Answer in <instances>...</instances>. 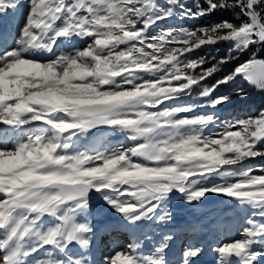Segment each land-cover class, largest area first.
<instances>
[{
    "label": "snow or ice",
    "instance_id": "6c2138e0",
    "mask_svg": "<svg viewBox=\"0 0 264 264\" xmlns=\"http://www.w3.org/2000/svg\"><path fill=\"white\" fill-rule=\"evenodd\" d=\"M205 3L193 10L185 0H0V17L20 20L12 45L0 44V124L23 133L11 144L0 141V264H96L88 255L92 193L136 227L171 221L166 206L177 192L190 204L211 193L250 208L241 238L214 249L217 264L264 261V175L234 170L264 157V109L205 135L216 109L232 99L215 95L220 87L243 79L264 90V58L253 52L203 88L202 107L213 114L191 116L196 106L175 103L222 71L233 53L264 46V0ZM217 10H233L240 22L150 35L177 14L199 19ZM219 42L231 48L211 67L204 69V57L182 59ZM100 126L128 142L102 152L73 147V138ZM172 239L148 255L129 244L107 264H168ZM202 251L189 246L182 264H194Z\"/></svg>",
    "mask_w": 264,
    "mask_h": 264
},
{
    "label": "rangeland",
    "instance_id": "374dc122",
    "mask_svg": "<svg viewBox=\"0 0 264 264\" xmlns=\"http://www.w3.org/2000/svg\"><path fill=\"white\" fill-rule=\"evenodd\" d=\"M23 5V0H21ZM23 6L20 9L22 13ZM168 20L158 23L150 30V35H158L162 31L169 29L188 28L180 25H169ZM0 24L3 31L0 38L7 46H11L13 39L19 31V16L9 14L7 17H0ZM190 29V28H188ZM65 50V49H61ZM45 56L49 54L45 53ZM259 58V57H258ZM175 81L169 85L167 82L161 86H174ZM244 96L231 99L229 107L220 106L214 115L216 122L205 130V135L219 134L229 121H234L246 116H255L259 110L256 106L247 103ZM165 103H168L165 101ZM180 106L194 105L196 110L189 115L213 114L211 109L202 107L205 100L197 98H179L175 101ZM264 109V108H262ZM155 110V109H151ZM238 130V129H233ZM27 127L25 128V132ZM23 133L16 131L9 126L0 124V141L11 144L20 139ZM73 147L79 151L95 150L105 151L109 148L119 147L128 142L126 136L120 132H113L110 128L100 126L91 130L90 135L73 138ZM254 159V158H252ZM215 183L222 182L219 177L213 178ZM234 201V203H231ZM229 204V205H226ZM236 206L238 209L234 214H230V208ZM241 205L235 199L222 194H208L202 202L188 203L182 199L181 194L175 193L166 206L172 213L171 221L152 220L145 221L136 227L125 226L122 217L112 210L98 193L91 194V213L87 219L93 224V247L88 255L95 260L96 264H107V260L117 250H127L129 244L138 245L142 255L150 254L154 248L158 247L164 237L171 235L173 239L169 242V249L166 252L168 264H182V255L189 246L202 248V254L194 261V264H217L218 254L214 249L224 242L241 238L246 221L239 218ZM248 208V207H246ZM250 209V208H249ZM241 211V210H240ZM45 223H50L51 218L45 217ZM238 219V222L231 221ZM75 251V249H74ZM233 264H237L233 258ZM264 264V261L261 262Z\"/></svg>",
    "mask_w": 264,
    "mask_h": 264
},
{
    "label": "trees",
    "instance_id": "16d2710c",
    "mask_svg": "<svg viewBox=\"0 0 264 264\" xmlns=\"http://www.w3.org/2000/svg\"><path fill=\"white\" fill-rule=\"evenodd\" d=\"M185 2L189 7H192L193 10H195V5L197 3H199L202 7H207L205 0H185ZM240 19L241 18H238L236 12H234L233 10H217L209 15L200 17L199 19H186L183 16L177 14L174 17L168 19L167 24L169 25L181 24V26L194 29L200 26L212 25L214 23H218L223 20H229L234 23H239ZM230 48L231 45L229 43L219 42L215 45L203 46L200 49H197L193 54L182 57V59L198 60L200 57H204L205 64L203 67L204 69H206L208 67H211L221 58L228 56ZM253 52H255L259 58H264V46H260V45H253L251 48H249L246 51L233 53V56L235 58L231 59L226 65H223L222 71L213 74L210 78L202 82L199 86H193V90L190 93H185L182 97H185L187 99L197 98L200 101L204 100L203 98H201L200 93L205 86L211 87L215 83V81L219 79L224 73L234 68L239 62H242L250 58ZM200 71L201 69L199 68L196 70H189V72H195L197 75L199 74ZM238 88L244 90L243 99H245L247 103L256 106L258 109L264 108V90L258 89L250 85L248 82L244 81L243 79H238L234 83L220 87L215 93V95L218 96L221 94H228L232 97V99H235L238 96H242L235 94V90ZM229 105L230 104L228 103L224 106L229 107ZM262 167H264V157H257L245 161L234 170L239 172L251 168L253 169V174L264 175V172L261 171ZM231 203H234V201L230 202V204ZM241 208L242 209H239L240 216H238L237 218L246 221L248 218L252 216V210L246 208V206L244 205L241 206ZM237 210L238 209L236 208V206H233V208H230L229 213L234 214ZM231 222L234 224L238 222V219H235Z\"/></svg>",
    "mask_w": 264,
    "mask_h": 264
},
{
    "label": "bare ground",
    "instance_id": "6f19581e",
    "mask_svg": "<svg viewBox=\"0 0 264 264\" xmlns=\"http://www.w3.org/2000/svg\"><path fill=\"white\" fill-rule=\"evenodd\" d=\"M3 27H4V26L0 24V33L3 31ZM0 44H4V45H6V43L3 42L1 38H0Z\"/></svg>",
    "mask_w": 264,
    "mask_h": 264
}]
</instances>
